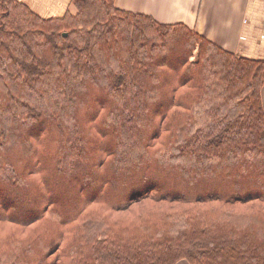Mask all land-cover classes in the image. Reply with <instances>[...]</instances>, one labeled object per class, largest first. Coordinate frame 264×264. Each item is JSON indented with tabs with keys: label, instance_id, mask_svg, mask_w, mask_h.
Instances as JSON below:
<instances>
[{
	"label": "trees",
	"instance_id": "1",
	"mask_svg": "<svg viewBox=\"0 0 264 264\" xmlns=\"http://www.w3.org/2000/svg\"><path fill=\"white\" fill-rule=\"evenodd\" d=\"M71 4L0 0V264H264V59Z\"/></svg>",
	"mask_w": 264,
	"mask_h": 264
},
{
	"label": "crops",
	"instance_id": "2",
	"mask_svg": "<svg viewBox=\"0 0 264 264\" xmlns=\"http://www.w3.org/2000/svg\"><path fill=\"white\" fill-rule=\"evenodd\" d=\"M43 17H62L72 0H21ZM163 24L182 23L244 58L264 59V0H115ZM264 105V88L262 90ZM178 264H189L181 261Z\"/></svg>",
	"mask_w": 264,
	"mask_h": 264
},
{
	"label": "rangeland",
	"instance_id": "3",
	"mask_svg": "<svg viewBox=\"0 0 264 264\" xmlns=\"http://www.w3.org/2000/svg\"><path fill=\"white\" fill-rule=\"evenodd\" d=\"M73 11H75V8H73Z\"/></svg>",
	"mask_w": 264,
	"mask_h": 264
}]
</instances>
